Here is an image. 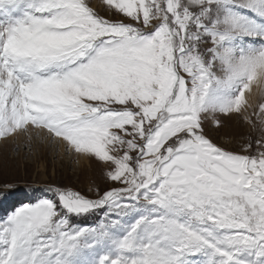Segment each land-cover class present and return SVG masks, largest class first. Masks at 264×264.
<instances>
[{
    "label": "snow or ice",
    "instance_id": "1",
    "mask_svg": "<svg viewBox=\"0 0 264 264\" xmlns=\"http://www.w3.org/2000/svg\"><path fill=\"white\" fill-rule=\"evenodd\" d=\"M103 4L0 0V144L105 182L12 205L0 264H264V0Z\"/></svg>",
    "mask_w": 264,
    "mask_h": 264
},
{
    "label": "rangeland",
    "instance_id": "2",
    "mask_svg": "<svg viewBox=\"0 0 264 264\" xmlns=\"http://www.w3.org/2000/svg\"><path fill=\"white\" fill-rule=\"evenodd\" d=\"M97 3L102 14H106L103 0H97ZM260 99L258 96L257 101ZM209 130L218 143L246 137L248 131L236 118L226 122L223 128L210 126ZM41 152L34 150L28 154L24 145L17 152L14 142L0 144V188L9 184L15 186L6 195L0 196V206L3 203L8 205L10 200L13 201L12 205L17 204L16 201L25 199L24 195L39 194L48 185L66 186L85 194L93 183L102 189L105 187L101 168L95 161L84 160L79 165L74 159L69 161L50 149ZM3 208L0 207V216L4 214Z\"/></svg>",
    "mask_w": 264,
    "mask_h": 264
},
{
    "label": "bare ground",
    "instance_id": "3",
    "mask_svg": "<svg viewBox=\"0 0 264 264\" xmlns=\"http://www.w3.org/2000/svg\"><path fill=\"white\" fill-rule=\"evenodd\" d=\"M258 96H259V94H257V99H258ZM14 143H15V142H14ZM16 143H18L19 146H23V145H24V140H23V138H20L19 140H17ZM48 149H50L51 152L57 153L55 149H53V148H49L47 145H44L43 147H41V148H40V152H41V151H47ZM58 154L60 155V157H63V158L69 159V161H71V160L74 159V158H72V157H69V156L65 155L63 151H60ZM41 155H43V152H41ZM38 156H39V153H38ZM57 157H58V156H57ZM60 159H61V158H60ZM74 160H75V159H74ZM84 160H85V159H81V160H79V161L75 160V161H77L79 165H82ZM85 162H87V161L85 160ZM89 163H90V162H89ZM90 164H91V163H90ZM87 165H88V164H87ZM89 166H90V165H89Z\"/></svg>",
    "mask_w": 264,
    "mask_h": 264
}]
</instances>
